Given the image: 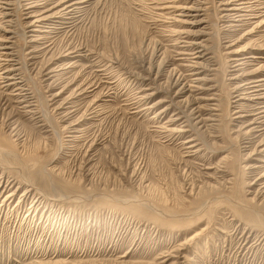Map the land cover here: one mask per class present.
<instances>
[{
    "label": "rangeland",
    "instance_id": "rangeland-1",
    "mask_svg": "<svg viewBox=\"0 0 264 264\" xmlns=\"http://www.w3.org/2000/svg\"><path fill=\"white\" fill-rule=\"evenodd\" d=\"M167 1H19L21 85L0 61V264H264V89L243 90L264 58L236 60L264 55V0L240 21L201 0L196 25L178 15L191 0Z\"/></svg>",
    "mask_w": 264,
    "mask_h": 264
},
{
    "label": "bare ground",
    "instance_id": "bare-ground-1",
    "mask_svg": "<svg viewBox=\"0 0 264 264\" xmlns=\"http://www.w3.org/2000/svg\"><path fill=\"white\" fill-rule=\"evenodd\" d=\"M19 1L18 0H0V21L2 22V23H0V31L3 33L2 37L0 38V61L2 63L1 65H3L1 68L3 70V72L1 73V78H2L1 80H3V82L5 83V86H7V87H10V85H16V86L21 85V76L19 73V67H16L15 64L11 63L12 61H14L16 59L15 55H14V52H15L14 51L15 50V40L14 39L16 37V34L17 35L19 34L18 28H21V26H22V22H20V18L23 15L21 12H24L22 10L23 4H22V2H19ZM191 1H192L191 4L184 6L183 10L181 11L182 13H180L178 15L187 16L188 17L187 20H189L188 23L191 25L200 24L202 22V19H197L198 14H196V11H199L202 9V6H201L202 2H201V0H191ZM167 2H170V3H166V4H170V5L164 6L163 9H166V8H176L175 10L180 9V8H178L177 5L174 4L175 0L167 1ZM258 2H261V0H221L220 5L222 6V10L227 11V13L224 14L222 17H226L229 19L231 17L237 16L236 20L240 21L246 15V14H244V12L252 10ZM29 17H31V16H29ZM54 17H57V15L46 16L43 13V14L35 16V19L32 22L28 23V21H27V23H28V25L34 27V29L32 31H40L41 28L43 27V25L45 24L44 23L45 20H49V19L54 18ZM197 32H199V30H196L193 28L188 29L187 31L183 32V33H186V36L182 37L183 40L181 39L182 40L181 42L185 43L184 50H186V51L182 52V54H187V55L193 54L194 58H200L201 61L200 60L190 61V58H185V59L189 60V62H191L190 64L188 63L185 66H186V71L190 72V74H187V75L194 76L193 82H197L198 84H202L203 82L201 83V81H206L207 79L200 75L201 74L200 68L202 66L203 67L211 66V64H210L211 60L204 58V56L206 54L205 53L206 45H205L204 41L199 40V38H192V36H190L192 34L196 35ZM23 35L25 36V34H23ZM257 57L264 58V55H254V53H249L248 55H245L243 57H236V60L241 61V60L246 59V58H248V59L255 58L256 59ZM202 60H205V61L209 60V62L203 63ZM18 63H20V62L17 61L16 64H18ZM150 63H152V62H150ZM239 64H244V63L243 62L238 63V65ZM172 71H173V73H172V75H170L171 81L172 80L174 81L173 84L171 83L172 85H174V86L178 85L181 83L182 80L186 79L184 76V72H182V70H180V69L177 70L175 68ZM141 76H142V74H141ZM136 77H137V75H136ZM23 82H22V84H23ZM243 85L247 86V88H243V90L252 89L251 91H257L256 93H258L259 90L264 89V76H262V77L260 76L254 80L247 81ZM184 88H186V87L184 86ZM257 88H261V89H257ZM18 89H21V91L25 90L23 88H17L16 90H18ZM19 94H21L19 96L23 98V100H22L23 102H26V103L29 102L27 93L22 94V92H21ZM146 97H148V96H146ZM166 101L167 100L165 98L159 99V101H157V103L155 105H157L159 103H164ZM172 104H173V102H172ZM152 107H154V106H152ZM258 108H259V111L256 113L259 117H256V120H258L264 116L263 115L264 114V104L259 106ZM168 109L169 108L164 107V109L159 110L158 114L163 115L166 113V111ZM198 116L201 117V115H198ZM177 119H181V118H177ZM199 122L206 123V120H205V118L202 117V119ZM251 123H254V122H251ZM185 126H188V124ZM191 127L192 126H190V128ZM184 131H188V130H184ZM192 139L193 138H190V140H188L187 142L193 141ZM189 147H195V144H192ZM4 154H5V152H4ZM6 154H7V152H6ZM235 208L240 209V212H241L242 209H244L245 207H243L242 205H239L237 203L235 205ZM251 211L254 212L255 210H251ZM255 216H257V214ZM258 216H259L258 217L259 218V220H258L259 224L264 225V217H262L261 215H258Z\"/></svg>",
    "mask_w": 264,
    "mask_h": 264
}]
</instances>
